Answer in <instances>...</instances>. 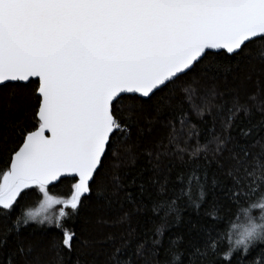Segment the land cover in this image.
Masks as SVG:
<instances>
[{"label": "snow or ice", "instance_id": "snow-or-ice-1", "mask_svg": "<svg viewBox=\"0 0 264 264\" xmlns=\"http://www.w3.org/2000/svg\"><path fill=\"white\" fill-rule=\"evenodd\" d=\"M254 63L264 75V0H0V93L26 104L19 116L0 114V242L16 241L7 264H45L21 239L26 231H58L52 264L65 257L71 264L73 253L92 246L73 224L86 206L103 210L135 185V178L122 182L128 172H114L115 191L104 181L110 166L135 163L124 146L146 135L140 118L153 113L168 134L146 150L147 163L159 171L168 160L171 171L172 157L189 174L179 176L178 192L173 185L171 196L149 197L150 211L163 212L165 224L181 220L182 206L199 216L188 222L186 243L171 242L166 264H264V150L252 151L264 131V103L249 95L216 104L223 93L206 86ZM253 109L261 114L255 123ZM213 110L223 113L219 133L213 128L211 139L193 146L199 133L189 117ZM155 131L149 124L147 135ZM151 183L166 193V183ZM62 185L66 194H51ZM37 193L39 207L25 211ZM55 206L53 219L47 213ZM165 224L151 235L134 237L131 228L109 235L105 264H153Z\"/></svg>", "mask_w": 264, "mask_h": 264}, {"label": "trees", "instance_id": "trees-1", "mask_svg": "<svg viewBox=\"0 0 264 264\" xmlns=\"http://www.w3.org/2000/svg\"><path fill=\"white\" fill-rule=\"evenodd\" d=\"M260 65L254 63L242 68L239 72V76L229 75L227 79L221 76L216 81H209L206 85L208 88H215L217 92L223 93V96L217 98L214 103L224 104L227 103L229 106L232 103V98L239 97L241 101L245 100L249 95H257L260 103H264V75L259 73ZM249 74L252 75V79H248ZM191 79V78H190ZM203 87V85H199ZM227 98V99H226ZM185 107H187L185 105ZM26 108V104L23 100L19 98H14L10 92L0 93V114L11 110L17 116L21 115L20 109ZM177 108V111H180ZM256 113V119L254 123L259 121L260 113ZM193 122L195 130L199 133L198 137H193L189 141L190 144L195 146L197 139L201 143L204 140L211 139V130L214 128L217 133H219L222 125L223 113H219L213 110V116H207L201 118L197 116L195 112L189 117ZM151 124L156 131L147 135L148 126ZM140 127L144 128L146 133L145 136H138L133 134L132 139L129 141L128 145L124 147H132V151L136 155L135 163L129 162L128 164L120 167L119 169L112 168L108 169V177L104 181L106 185L109 186L110 191H115L111 189L112 175L114 172H119L121 175L123 173H130L128 177L123 180V183H131L135 178V185L123 189L118 195L114 196L113 202L110 207L101 210L99 205L91 204L86 206L80 218L75 221L73 227L78 233L83 232V237L92 242V246L86 249H80L78 252L73 253L71 257V264H77V256L80 258V264H105L108 254L112 251L110 247L107 246V237L111 234L124 235L127 233L129 228L133 231V236L143 234L145 232L150 235L154 232L155 228L160 227L161 224H165L163 218V212L156 214L150 211L151 209V199L158 200L164 199L172 195L173 185H176V191H179L180 180L179 176H187L189 173L186 171H181L183 168L182 163L172 157L169 159L172 161L174 167L171 171L165 166L168 164V160L161 165L159 171H157L153 165L147 163L146 150L153 148L162 138L166 137L168 134V129L165 128L163 124L156 123L155 114H145L140 118ZM177 129L180 125L176 124ZM188 129H185L187 132ZM233 136L239 137L240 129L237 128L233 133ZM187 138V137H185ZM243 142V141H242ZM254 147L252 151L258 153L264 150V131H259L256 140L253 142ZM123 152V148L121 149ZM211 180V173L209 174V181ZM159 181V183H166V193H161L158 185H153L151 182ZM145 183L148 185V192L143 196L140 195V184ZM68 186L62 185L59 189H53L51 194L53 195H64L67 193ZM131 193L132 198L142 199L144 201V206H140L136 203H129L128 198L125 193ZM194 191V195H196ZM42 197L37 193L26 199L25 211L29 209H36L39 207ZM181 202L178 201V204ZM184 205L187 203V198H184ZM60 206H55L48 211V215H51L53 219L58 214ZM139 208V211H137ZM203 211V209H201ZM131 213V220L121 224L119 222L120 217ZM223 215V213H221ZM181 220L179 222H174V217H168L165 224V230L161 240V245L158 247L159 254L153 258V264H166L170 261L171 257L166 255V250L171 245L172 241H177L179 244H184L190 238L188 234L189 221L196 223L199 220L197 211L193 207L182 206L180 210ZM106 221V222H105ZM33 227H36L33 225ZM5 231L3 222H0V234ZM191 236H195V233H191ZM58 231L52 228L47 229L46 232L40 231L36 232L26 231L22 234L21 239L27 243H31L36 249L37 255L41 256L45 260V264H52L54 253L51 250V242L57 239ZM153 239L157 238L154 235L151 237ZM16 241L12 238L9 239L8 243L5 245L0 242V264H7V259L11 251L15 248ZM183 249L181 248V251ZM125 257L127 252H125ZM68 257L64 258V264H68ZM58 264V262H56Z\"/></svg>", "mask_w": 264, "mask_h": 264}, {"label": "rangeland", "instance_id": "rangeland-1", "mask_svg": "<svg viewBox=\"0 0 264 264\" xmlns=\"http://www.w3.org/2000/svg\"><path fill=\"white\" fill-rule=\"evenodd\" d=\"M49 210H50V209H49ZM49 210H48V211H49Z\"/></svg>", "mask_w": 264, "mask_h": 264}]
</instances>
